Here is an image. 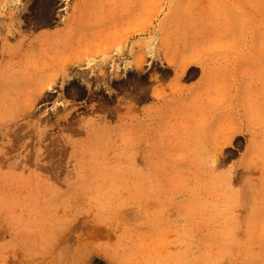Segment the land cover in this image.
I'll return each mask as SVG.
<instances>
[{"label": "rangeland", "instance_id": "rangeland-1", "mask_svg": "<svg viewBox=\"0 0 264 264\" xmlns=\"http://www.w3.org/2000/svg\"><path fill=\"white\" fill-rule=\"evenodd\" d=\"M44 1L0 0V264H264V0H78L38 42Z\"/></svg>", "mask_w": 264, "mask_h": 264}, {"label": "bare ground", "instance_id": "bare-ground-1", "mask_svg": "<svg viewBox=\"0 0 264 264\" xmlns=\"http://www.w3.org/2000/svg\"><path fill=\"white\" fill-rule=\"evenodd\" d=\"M43 1V0H42ZM39 3V2H38ZM55 0H45L42 4H43V12H45L48 16H54L55 14ZM39 6V5H38ZM39 12V10H38ZM32 14V13H31ZM12 16V13H11ZM81 16V5L79 3L78 0H74V6H73V11L72 13L68 16V18L65 20L64 22V29L57 31L53 34H49V35H43L37 38L38 42H43V41H51L53 40L55 37H62V38H67L69 35H72L77 28H79L80 26H78V21L79 18ZM47 17V16H45ZM49 17V19H50ZM13 18V17H11ZM43 18V17H42ZM52 19V18H51ZM34 20V19H33ZM55 20V19H54ZM37 22V21H36ZM28 23V22H27ZM41 23V22H40ZM45 23V22H44ZM118 66V65H117ZM111 73L113 72H117L120 68L116 67V66H112L111 65ZM104 69L103 67L101 68ZM122 70V68L120 69V71ZM106 71V69H105ZM78 72V71H77ZM108 72V71H107ZM106 72V73H107ZM119 72V71H118ZM101 73H103L104 75H109L108 73L106 74L103 70V72H100L99 74L101 75ZM102 74V75H103ZM83 75V74H82ZM113 75V74H112Z\"/></svg>", "mask_w": 264, "mask_h": 264}]
</instances>
